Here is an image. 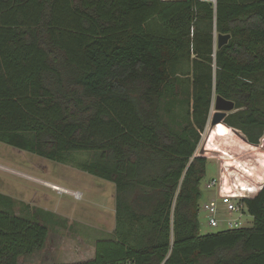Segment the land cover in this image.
<instances>
[{
  "label": "trees",
  "instance_id": "trees-1",
  "mask_svg": "<svg viewBox=\"0 0 264 264\" xmlns=\"http://www.w3.org/2000/svg\"><path fill=\"white\" fill-rule=\"evenodd\" d=\"M218 95L237 110L207 149L234 129L259 145L264 0H0V142L116 186L115 236L72 264H264V187L244 200L252 226L200 231L195 153ZM12 204L0 195V264L49 233Z\"/></svg>",
  "mask_w": 264,
  "mask_h": 264
},
{
  "label": "rangeland",
  "instance_id": "rangeland-1",
  "mask_svg": "<svg viewBox=\"0 0 264 264\" xmlns=\"http://www.w3.org/2000/svg\"><path fill=\"white\" fill-rule=\"evenodd\" d=\"M213 109L215 114L217 111ZM231 113L233 112L228 115ZM214 114L202 133L201 143L195 153V156L208 159L206 174L200 184L202 197L199 220L203 234L226 229L227 219H239L242 227L254 224V218L248 212L240 217L237 212L228 211L226 205L217 199V189L208 187L211 180L220 173L216 150L207 149L208 132L217 126L212 123ZM245 142L243 132L236 130L229 135L216 136L211 143L214 148L222 147L239 156L250 152L264 153V136L257 148L248 147ZM71 156L79 161L89 157L87 154ZM71 163L55 162L0 142V195L11 199L13 204L8 208L16 215L46 223L49 229L44 247L21 256L20 264H72L90 261L94 258L97 241L113 239L115 236V184ZM254 172L264 175V166ZM47 183L70 192L56 190ZM212 199H217L220 206L217 214L220 224L217 227L209 225L208 213L204 209L205 203ZM0 208L4 206L0 205Z\"/></svg>",
  "mask_w": 264,
  "mask_h": 264
},
{
  "label": "built area",
  "instance_id": "built-area-1",
  "mask_svg": "<svg viewBox=\"0 0 264 264\" xmlns=\"http://www.w3.org/2000/svg\"><path fill=\"white\" fill-rule=\"evenodd\" d=\"M199 1L208 2L214 8L217 6V0ZM216 153L220 173L219 176L211 180L208 187L217 189V199L226 205L228 211L237 212L242 217L247 213V206L244 200L254 198L261 192L264 187V175L255 173L253 166L247 165L248 162L246 161L239 160L242 155L239 156L221 148H218ZM217 199H212L204 205V209L208 213L209 225L213 227H217L220 224L217 217L220 209ZM226 223L227 229L242 227L239 219H227ZM118 264L135 263L132 260H127Z\"/></svg>",
  "mask_w": 264,
  "mask_h": 264
},
{
  "label": "water",
  "instance_id": "water-1",
  "mask_svg": "<svg viewBox=\"0 0 264 264\" xmlns=\"http://www.w3.org/2000/svg\"><path fill=\"white\" fill-rule=\"evenodd\" d=\"M230 38H231L230 34L217 35L218 48H221L223 45L227 44ZM213 108H215L217 111L213 116V120H212L213 125H218L219 123H222L224 119L228 116V113L237 110L236 102L234 100L226 99L220 95H218L214 99V102L212 103L211 111Z\"/></svg>",
  "mask_w": 264,
  "mask_h": 264
},
{
  "label": "crops",
  "instance_id": "crops-1",
  "mask_svg": "<svg viewBox=\"0 0 264 264\" xmlns=\"http://www.w3.org/2000/svg\"><path fill=\"white\" fill-rule=\"evenodd\" d=\"M245 143H246V145H248V147L257 148V145H252V144H250L248 142H245ZM248 147H246V148L249 149ZM220 148H222V147H220ZM239 160H243V161L248 162L247 165L253 166L254 167V171H257V170L261 169L264 166V153H262V152H255V153H251L250 152V153H247V154L243 153L242 156L239 157ZM216 195H217V198H218L217 191H216Z\"/></svg>",
  "mask_w": 264,
  "mask_h": 264
},
{
  "label": "bare ground",
  "instance_id": "bare-ground-1",
  "mask_svg": "<svg viewBox=\"0 0 264 264\" xmlns=\"http://www.w3.org/2000/svg\"><path fill=\"white\" fill-rule=\"evenodd\" d=\"M212 110H214V109H212ZM47 185H48V186H51L52 188H54V189H56V190L64 191V192H67V193L70 192L69 190H67V189H65V188H62V187H60V186H57V185H55V184L47 183ZM75 194H76V193H75Z\"/></svg>",
  "mask_w": 264,
  "mask_h": 264
},
{
  "label": "clouds",
  "instance_id": "clouds-1",
  "mask_svg": "<svg viewBox=\"0 0 264 264\" xmlns=\"http://www.w3.org/2000/svg\"><path fill=\"white\" fill-rule=\"evenodd\" d=\"M217 37V36H216Z\"/></svg>",
  "mask_w": 264,
  "mask_h": 264
}]
</instances>
